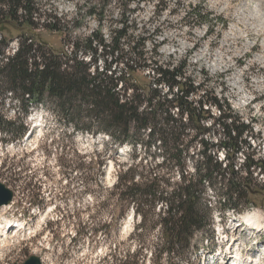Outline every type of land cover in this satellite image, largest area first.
<instances>
[{
	"label": "trees",
	"instance_id": "1",
	"mask_svg": "<svg viewBox=\"0 0 264 264\" xmlns=\"http://www.w3.org/2000/svg\"><path fill=\"white\" fill-rule=\"evenodd\" d=\"M131 1H119L121 25L106 39L103 22L112 0H87L86 13L98 17L99 28L84 38L76 33L84 17L67 21L48 14L39 0H0V142H22L30 110L47 107L66 132L105 136L104 142L117 151L130 146L132 162L117 165L114 185L108 190L97 183L107 193L99 208L110 213V222L81 223L80 235L87 229L93 235L108 231L132 209V237L140 241L143 263L149 257L150 264H193L199 252L196 238L210 232L212 238L205 241L214 239L216 211L240 215L244 206L254 204L248 197L254 202L261 198L264 207V183L258 182L264 177V159L248 154L243 167L235 169L238 154L244 147L252 149L248 139L254 138L253 127L214 91L198 95L203 86L188 76L186 60L167 66L149 57L148 39L135 36L137 19L127 14ZM7 28L16 29L19 38L11 55ZM41 29L63 34V45L72 50L50 47L36 34ZM137 71H148L150 78L152 73L154 82L141 84ZM9 94L24 115L16 120L5 113ZM211 131L219 136L217 142L208 139ZM19 168L13 165L7 186L22 180ZM212 189L216 202L208 197ZM154 233L156 242L150 241ZM137 255H129L124 264H135Z\"/></svg>",
	"mask_w": 264,
	"mask_h": 264
},
{
	"label": "rangeland",
	"instance_id": "2",
	"mask_svg": "<svg viewBox=\"0 0 264 264\" xmlns=\"http://www.w3.org/2000/svg\"><path fill=\"white\" fill-rule=\"evenodd\" d=\"M119 1L112 0L105 10L102 33L106 39L121 25L123 9ZM39 2L46 13L65 16L67 21L84 17L83 28L76 32L80 37L99 28L98 17L86 13L87 0ZM127 14L137 19L135 36L148 39L145 49L152 60L167 66L186 60L188 76L203 86L198 95L214 91L251 124L254 138L248 142L252 149L244 147L238 154L235 169L243 167L248 154L264 159V0H133ZM196 14L202 18H194ZM6 31L13 40V51V43L19 41L17 30ZM36 34L56 51L72 50L71 45H63L61 33L41 29ZM156 46L158 54L154 52ZM104 65L100 60L98 67ZM148 74L137 71L135 77L141 84L154 82V75L151 73L150 78ZM11 96L5 113L16 120L24 115ZM212 114L219 116V110L212 108ZM26 120L29 131L22 142H0L1 182L7 186L5 178L15 173L11 171L13 165L20 167L17 172L24 170L22 180L7 186L14 192L12 204L0 207V264H24L31 256L40 257L42 264H124L129 255L136 254L135 264H150L149 257L143 263L140 241L132 237V209L118 216L108 231L93 235L87 229L80 235L81 223L93 227L110 222V213L99 208L107 193L97 183L108 190L114 185L117 165L132 162L130 146L117 151L104 142L105 136L66 132L47 107L32 108ZM207 137L212 142L219 139L213 131ZM224 157L221 152L220 158ZM261 178L260 184L264 183ZM208 197L217 201L213 189ZM31 198L34 200L30 204ZM248 199L254 204L244 206L240 215L215 212L214 241H205L207 236L212 238L210 232L205 238H196L199 252L193 264H237L238 257L242 259L239 264H248V257L256 260L255 264H264L263 201ZM249 215L259 220L260 229L250 226L246 220ZM157 238L154 233L150 241Z\"/></svg>",
	"mask_w": 264,
	"mask_h": 264
},
{
	"label": "water",
	"instance_id": "3",
	"mask_svg": "<svg viewBox=\"0 0 264 264\" xmlns=\"http://www.w3.org/2000/svg\"><path fill=\"white\" fill-rule=\"evenodd\" d=\"M13 199L14 192L0 180V207H6L11 205ZM24 264H42V260L40 257L31 256Z\"/></svg>",
	"mask_w": 264,
	"mask_h": 264
},
{
	"label": "bare ground",
	"instance_id": "4",
	"mask_svg": "<svg viewBox=\"0 0 264 264\" xmlns=\"http://www.w3.org/2000/svg\"><path fill=\"white\" fill-rule=\"evenodd\" d=\"M246 220L250 224L251 227H253V228L257 229V230L261 228V224H260L259 220L257 218H255L253 215H249ZM4 229H7V228L4 227ZM245 259H249L247 261L248 264H255L256 263V260L254 261L251 257H248V258H245ZM236 260L237 261H235V262H238L237 264H239V260H242V259H241V257H238ZM242 264H247V263L243 262Z\"/></svg>",
	"mask_w": 264,
	"mask_h": 264
},
{
	"label": "built area",
	"instance_id": "5",
	"mask_svg": "<svg viewBox=\"0 0 264 264\" xmlns=\"http://www.w3.org/2000/svg\"><path fill=\"white\" fill-rule=\"evenodd\" d=\"M17 47H18L17 43H15V44L12 45V49H13V51L11 50V52H12L13 54L16 52Z\"/></svg>",
	"mask_w": 264,
	"mask_h": 264
}]
</instances>
